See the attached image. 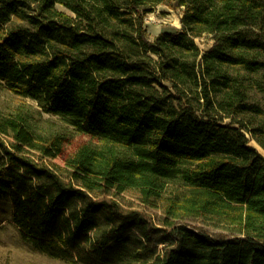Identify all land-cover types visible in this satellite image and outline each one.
Returning a JSON list of instances; mask_svg holds the SVG:
<instances>
[{
  "label": "trees",
  "instance_id": "obj_1",
  "mask_svg": "<svg viewBox=\"0 0 264 264\" xmlns=\"http://www.w3.org/2000/svg\"><path fill=\"white\" fill-rule=\"evenodd\" d=\"M157 4L182 8L181 26L150 39ZM0 81L96 140L62 158L61 136L0 113V195L35 249L264 264V152L250 144L264 151V0H0ZM129 231L164 251L128 250Z\"/></svg>",
  "mask_w": 264,
  "mask_h": 264
},
{
  "label": "rangeland",
  "instance_id": "obj_2",
  "mask_svg": "<svg viewBox=\"0 0 264 264\" xmlns=\"http://www.w3.org/2000/svg\"><path fill=\"white\" fill-rule=\"evenodd\" d=\"M182 8H171L166 4H157L153 10L145 17L147 35L150 39L161 30H176L181 26L180 16ZM200 48L205 49L212 43L211 34H204L195 38ZM254 92V90H253ZM254 98L262 100L260 93H253ZM0 113L4 115H21L29 130L36 137L49 140L53 136L63 138L62 158L71 154L77 147L83 144H94L96 140L85 133L78 131L74 126L62 120L58 116L47 112L43 106L34 99L18 95L10 91L0 81ZM250 144L256 146L261 152L263 149L254 139H250ZM12 203L9 195H0V264H80L73 259H62L49 256L35 249L25 240L19 228L11 219ZM190 227L205 231L213 237L228 235L227 232L214 228L211 224L202 219L187 217L180 220ZM128 250L135 251L142 244H145L136 231H129ZM164 232L158 233L161 236ZM143 255L149 257L153 254L164 251L165 245L159 243L153 246L151 243L145 244ZM120 260V259H116Z\"/></svg>",
  "mask_w": 264,
  "mask_h": 264
}]
</instances>
